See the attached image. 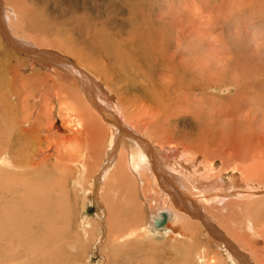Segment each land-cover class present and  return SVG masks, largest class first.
Returning a JSON list of instances; mask_svg holds the SVG:
<instances>
[{
  "label": "bare ground",
  "instance_id": "bare-ground-1",
  "mask_svg": "<svg viewBox=\"0 0 264 264\" xmlns=\"http://www.w3.org/2000/svg\"><path fill=\"white\" fill-rule=\"evenodd\" d=\"M1 5L0 0V260L11 257L13 255V252L10 251L11 246L16 244H18L17 248L19 247V251L21 249L26 251L22 256L23 264H46L52 257L54 248L52 240L55 235L53 227L55 225L54 220L58 219V215L54 205H50L53 204V190L49 189V187L53 186L54 183L50 182L49 178L52 175V168H49L47 162L51 159L49 157L52 156L53 140L55 137H62L64 133L59 132L64 127H68L66 126L68 122H72L70 126L72 124L76 128L73 130V127L71 130L70 127L69 129L73 138L77 141H79L77 137H82L81 135L87 132L84 130L86 127L94 130L95 138L89 141L90 144L87 143L86 145L90 147L87 152L91 151V154L94 153L92 158L95 157L96 163L93 159L95 167L88 168L89 164L87 162L89 161L86 160L87 164L84 162L80 163L78 165L79 169L75 170V172L79 175L82 173V178L84 177L82 180L84 183L87 182L86 186L83 183L78 184L82 200H87L92 195V191H98L99 182L102 188L105 187V190L101 191L103 209L101 208L102 212L98 209L97 214L99 217L105 215L108 220L106 242L111 241L113 235L114 238L112 240L114 241L115 239L117 241V238L122 237V231L124 230L117 228V223L122 218L123 211L119 209L117 212L116 205L118 207V203L122 205L124 203L127 205V209L128 206L133 208L135 200H133V195L129 193L132 191L137 194L136 191L141 190L143 196L148 200V202L145 200L148 205L154 202V207L151 208L154 211V217L150 221L151 226L162 227L167 233H165V238L167 239L165 244L171 247L170 251L172 252L167 259L179 258L177 259L178 261H174V264H196L197 262H193L190 259V256L193 257L195 255L197 257L194 258H199L198 262L200 264H255L252 258L255 261H259L258 263L264 264L263 259H259L264 257L259 253L264 250V241H261L260 238L261 236L264 240V177L248 175L247 171H245L246 169L244 171L241 170V166L246 160L242 156L244 150L237 153V158H233L231 154L224 155L225 149L222 150L210 140H206L202 144H196V140L186 141L188 139L181 138L180 141L177 140L179 133L171 131L168 125V115H165L169 113V110L165 111L164 118H162L163 114L161 111H163V107L160 105L164 104L165 107L168 105L164 101L165 95L163 94L165 93L169 96L172 94L170 91L179 88V80L171 85L169 83L174 79L170 78L167 82L164 81V85L158 86L159 88L156 90L157 98H153L158 105L151 101L149 105L150 109L155 110L156 113L151 112V114H148V111H144L143 105L145 104H141L142 98H140L142 94L140 97L136 95L137 86H131V89L128 90L126 83L120 82L119 85H115L121 95L118 103H116L111 96L113 94L111 93L113 91L111 83L112 81L117 82V76L126 75V71L122 70V64L119 60L123 57H129L125 50L127 46L131 47L135 44V41H133L135 37H132V39L129 38V35V37L124 35L126 39L120 40L118 34H123L120 31L119 33L104 32L105 36L100 37L97 34L96 36L98 37L95 39H93L94 34L89 35L85 38L86 41H83V36V43L86 42L91 45L89 47L85 46L84 49H88L91 54L95 53L96 57L103 62L102 66L96 69V71H104L105 77L100 80L97 75L91 73L89 67L83 65L80 61H74L71 57L70 49L72 53L76 54L74 51L76 39L71 37L72 43L68 39L45 40L46 42H42L40 41V32L44 34V31L47 32V28H34L31 25L33 18L29 16L32 18L29 21V18L26 17L27 15L25 17L26 19L28 18L29 22L25 25V17L18 15L20 12L14 15L13 10L8 8L4 12ZM14 8L17 12V7ZM141 12L137 11L134 14H141ZM144 19L147 21L145 17ZM144 19L141 21L145 22ZM148 24L152 25V22L150 23L149 21ZM154 28L156 27L154 26ZM103 29L105 30V28ZM160 31L158 30L157 32L160 33ZM165 32L166 30H164ZM109 33L111 34L109 35ZM43 34L42 36H44ZM158 34L156 33V38H158ZM138 35L136 36L138 37ZM165 35L169 36L168 32ZM45 37L47 38L48 36L45 35ZM176 37H178V34ZM159 38L158 40H160ZM147 39L145 41H148ZM108 41L111 43L110 45H108ZM157 41L156 43H158ZM166 41L164 46L167 47L166 43L169 41ZM179 42L181 41L179 40ZM46 45H49L54 50L44 49L43 47H47ZM75 48L80 52H86L79 47ZM139 49L138 51L140 52L141 50ZM111 60L114 62H111ZM116 70L120 73H117ZM124 81L126 82L125 79ZM154 86L156 87V85ZM142 91L145 92V90ZM177 92L179 93L180 90L178 91L177 89ZM123 93H125L124 95L128 93V95L123 96ZM132 94H134L133 97H131ZM41 97H44L43 102L49 98L54 100L55 97L57 101L64 102L65 109L63 108L64 112L59 111L58 124L54 120L53 123L47 124L46 127L44 126L43 117L37 110ZM138 121L145 125L139 126L137 124ZM86 124L90 126H86ZM159 130L162 133L165 132L166 135H159ZM143 132L158 147L157 150L156 148L153 150V156H156V151H158V156H156L155 161L153 160V163L149 162L152 158L148 160L149 154L147 155L146 150L141 147V145H144L141 144L143 139L140 138V140L137 138L138 136L134 137L135 134H143ZM154 132H157L159 136H156ZM200 132L202 131L200 130ZM245 137L249 138L252 136L246 134ZM261 137L259 136L257 139L260 140L262 139ZM31 143L32 146L29 147ZM242 144L246 146L245 143ZM150 145L152 144L150 143ZM211 147L214 149L210 150ZM249 147L250 145L248 144L247 149ZM27 148L30 150L27 151ZM159 153L161 154L160 156ZM216 157L222 158L224 165H218L217 161H215ZM84 158L87 159V156L82 159ZM240 159L243 161L238 163L240 164L238 165L237 160ZM231 162H234V167L230 165ZM53 168L54 170L57 169L55 165ZM61 170L64 169L62 168ZM16 171H19V174L15 173ZM234 171H241L242 180H239L240 176L237 177ZM225 174H227L228 178H224ZM226 185L229 186V191L227 192L225 189ZM220 193L225 196L220 198ZM222 200L224 201L222 202ZM216 203H221V207L218 208H236L235 212H237L239 225L242 228L238 227L241 232L235 233V235L232 231L236 225L233 224L234 227L231 223L234 228H232V231L227 230L229 233L232 232L231 235L227 233L231 238L234 235L232 240L226 238L224 236L226 233L224 234L223 232L222 234L220 232L222 227L218 229L214 223L216 221L211 210L214 209L212 204L215 205ZM103 212L105 213L103 214ZM161 212H164L163 214L166 217V225L157 226L154 222L161 220ZM43 213L46 216H52L54 220L49 223V220H45V217H43ZM215 216H218V214ZM48 218L46 217V219ZM235 218L237 217L235 216ZM145 221L144 223H147ZM144 223L139 224V231L142 234L147 232L145 230H147L148 224L145 225ZM172 223L176 227L171 226ZM196 233L205 235L207 244L217 249L210 246L201 249L202 245L200 246V244L198 247L195 239L199 236ZM134 234L135 229L132 228L128 235ZM28 238L33 241H25ZM14 240H17L18 243L14 244ZM234 240L239 245V248L232 242ZM174 245H176V248H174ZM220 247L227 255L220 251ZM228 255H233L234 257V260L230 263L226 260V257H229ZM28 256L32 258L31 261H28ZM194 258L192 259L194 260ZM185 259H188V261L186 262Z\"/></svg>",
  "mask_w": 264,
  "mask_h": 264
},
{
  "label": "rangeland",
  "instance_id": "rangeland-1",
  "mask_svg": "<svg viewBox=\"0 0 264 264\" xmlns=\"http://www.w3.org/2000/svg\"><path fill=\"white\" fill-rule=\"evenodd\" d=\"M12 2L11 0H1V6L4 12L6 8L13 10L14 15L20 12L18 15L21 17L27 15L26 17L29 18V21L33 18V21H31L33 23L31 25L34 28H47L46 30L48 33L46 31H44V34L40 32L41 36L42 34L44 35L42 37L40 36V41H55V39H68L71 41V37L76 39L75 47H79L86 52H80L74 47L76 54L72 53L70 49L71 57L74 61H80L83 65L89 67L91 73L97 75L100 80H103L105 77L104 71H96V69L101 67L103 62L96 57L97 55L95 53H93L95 54L93 55L88 49H84L85 46H91L86 42L83 43V41H86L85 38L94 34L93 39H95L98 36H103L106 32L119 33V31L123 33L118 34L120 40L126 39L124 35L126 37L130 36L129 38L135 37L133 40L135 44L131 47L127 46L125 50L129 57H123L119 60L122 64V70L126 71V75L117 76V82L115 83L112 81L111 83V86H113V91L111 93L113 94H110L115 102L118 103L121 97L115 85H119L120 82L126 83L128 90L131 89V86H137L136 95L140 97L142 94L140 97L142 98L141 104L146 105H143V109L145 108L144 111H148V114H151V112L156 113L155 110L150 109L149 105L151 102L158 105L153 99L154 97L157 98V88L162 84L164 85L170 78L175 80L169 83L171 85L179 80L180 89H177L178 91L180 90V92L178 93L177 89L170 91L173 95L170 94L169 96L164 93V101L168 105H166V107L164 104L160 105L163 107V111H161L163 114L162 118H164V114L167 110H169V113H173L172 115L169 113L165 115H168V125L171 131L175 133L177 131L179 133L177 140L180 141V138L188 139L186 141L196 140V144H202L204 141L210 140L222 150L225 149L224 155L231 154L233 158H237V153L244 150L242 156L246 160H244L245 163L241 166V170L244 171L246 169L245 171H247L248 175H260V177H264V0H13ZM14 7H17V12L14 10ZM137 11L142 12L141 14H134ZM26 17L24 19V21H26L24 23L25 25L29 22ZM144 17L147 21H145ZM136 18L140 19L138 20ZM142 19H144L145 22L141 21ZM149 21L150 23L152 22V25L148 24ZM154 26L156 28H154ZM158 26L160 27L158 28ZM161 26L164 28H161ZM102 27L105 28V30ZM152 28L157 31L161 29L162 32L160 31L159 33ZM164 30H166L165 33L168 32L169 36L165 35ZM156 33L162 34H158L160 40L156 38ZM97 34L98 36H96ZM110 34L111 33H109V35ZM177 34L178 37H176ZM45 35L48 37L46 38ZM136 35H138V37ZM83 36L84 40L82 41ZM145 37L148 38V41H145ZM179 40L181 42H179ZM156 41L158 43H156ZM165 41L167 42V47L164 46ZM110 44L111 43L108 41V45ZM137 44L140 46L138 47ZM46 46L47 47L43 48L47 50L53 49L49 47V45ZM168 47L171 48L169 49ZM138 49L141 51L139 52ZM136 56H138V59ZM111 62L114 61L111 60ZM116 72L120 73L117 70ZM144 77L146 78L144 79ZM149 82L151 85H148ZM154 85H156V87ZM142 90H145V92ZM124 94L125 93H123V96L128 95V93L126 95ZM133 96L134 94L131 95V97ZM43 98L44 97L40 98L37 110L38 113H41L44 126L46 127L47 124L53 123L54 120L56 122L60 118L58 115L61 111L64 112L63 108L65 109V104L62 101H57L56 97L54 100H50L49 98L44 102ZM236 120L238 122H234ZM70 123L72 122H68L66 124L68 127L63 128L66 133L63 129L59 132L64 133L63 136L61 135L63 138L55 137L53 140L52 156L49 157L51 159L47 162L49 168H52V175L49 178L50 182L55 184V186L53 184V186L49 187L54 193H52L53 204L50 205H54L59 220L57 218L54 220L49 214V216H46L43 213L45 220H49V223L54 220L55 224L53 227L55 235L52 240L54 246L53 254L48 261L46 260V264H174V261H178L177 259L179 258H172L173 260L167 259V257L172 254L170 251L171 247L165 244L167 242L165 238L167 233L162 227L157 228L154 225L151 226L150 221L151 218L154 217V211L151 208L154 207V202L148 205L145 202L146 198L143 196L141 190H137V194L132 191L129 193L133 195V200H135L133 208L128 206L127 209V205L124 203L123 205L118 203V207L116 205L117 212L119 209L123 211V216L117 223V228L124 229L125 231H122V237L117 238V241H115V239L114 241L112 240L114 238L113 235L111 241L106 242L108 235V220L105 215L104 218V216L99 217L97 214L99 210L102 212L103 209L101 191H104L105 187L102 188L99 182L97 187L98 191H92V195L89 196L87 200H82L78 184L83 183L86 186L87 182L84 183L82 180L84 178H82V173L79 175L75 172V170L79 169L78 165L83 162L86 163L89 161L87 162L89 164L88 168L95 167L94 164L96 160L95 157L92 158L94 153L91 154V151L87 152V149L90 147L86 145L87 143L90 144L89 141L95 138L94 130L86 127L84 130L87 132L83 133L81 135L82 137H77L79 139V141H77L73 138L72 132H70L69 129L71 127L72 130L74 127V130L76 127L72 126V124L70 126ZM137 124L139 126L145 125L140 121H138ZM86 126L90 125L86 124ZM200 130L202 132L204 131L206 134L200 132ZM159 132V135H166V133H162L161 130H159ZM154 134L159 136L157 132H154ZM246 134L252 137L246 138ZM259 136H262V139L258 140L257 138H259ZM134 137L143 139L140 140L141 144L144 145H140L146 150L147 155L149 154L148 160L152 158L149 162L153 163L156 156H158V151H156V156H153L154 148H156V150L158 148L155 146L157 144L149 139L144 132L143 134H135ZM189 138L191 139L189 140ZM150 143L152 145H150ZM242 143H245L246 146L244 145V147ZM248 144L250 147L247 149ZM30 146H32V143L29 147ZM213 149V147L210 148V150ZM29 150L30 149L27 148V151ZM160 153L159 156L162 154ZM58 155L60 156L57 157ZM84 156H87V159H82ZM93 159L95 163H93ZM215 161H217L216 163L218 165H224L222 158L216 157ZM241 161L243 160H237V164L242 163ZM54 165L57 168L56 170L53 168ZM71 165L72 169L70 168ZM230 165L234 167V162H231ZM59 166L61 167L59 168ZM62 168L64 170H61ZM19 171L15 173L19 174ZM234 172L237 177L240 176L239 180H242L241 171ZM225 176L224 178H228L227 174H225ZM225 189L226 192L229 191V186L226 185ZM95 193L97 194L95 195ZM221 196L224 197L225 195L220 193V198ZM224 200H222V202ZM146 201L148 202V200ZM221 203L212 204L214 209L216 207L215 211L214 209L211 210L216 221L214 223L218 229L221 227L223 228H221L220 232L222 234L223 232L224 234L226 233L224 235L226 238L232 240L234 235L231 238L229 234L231 235L232 232H234V234L240 233L241 229L239 228L242 227L239 225V218L237 212H235L236 208L229 207L230 210L218 208L221 207ZM59 209L63 210L61 211ZM109 211L111 212V210ZM128 211L131 212L129 213ZM220 212L221 214H219ZM104 213L105 212H103V214ZM163 213L164 212H161V215H163ZM217 214L219 217L215 216ZM235 216L237 218H235ZM46 217L49 218L46 219ZM144 221L147 223H144ZM140 223H144L145 225L148 224L147 230H145V232L147 231L146 233L142 234V232L139 231ZM223 223L226 225L224 226ZM231 223L232 226L236 225L233 231L232 228L234 227L231 226ZM171 226L176 227L173 223ZM132 228L135 229V234L128 235ZM227 230L232 232L229 233ZM196 235L199 236L195 239L198 247L199 244L200 246L202 245L201 249L210 246V244H207V239L205 240V235H202V233H196ZM260 238L261 241H264L261 236ZM25 241L32 242L33 240L28 238ZM232 242L234 244L237 243L235 240ZM13 243L16 244L18 241L14 240ZM17 246L18 244L11 246L10 251L13 252V255H9L11 257H7L5 260H0V264H23L22 256L26 251L23 249L19 251V247L17 248ZM236 246L239 248L238 244H236ZM174 248H176V245H174ZM214 249L217 248L215 247ZM220 251L226 254L221 247ZM261 252H259L260 255L264 256V250ZM228 256L230 258L226 257V260L230 263L234 260V257L233 255ZM194 257L197 256H190L191 261L200 264L198 262L199 258L197 259ZM192 258H194V260ZM259 259H263L262 261H264V257ZM31 260L32 258L28 256V261ZM168 260L170 261L168 262ZM185 260L186 262L188 261V259ZM252 260H254L255 264H261L258 263L259 261H255L254 258H252Z\"/></svg>",
  "mask_w": 264,
  "mask_h": 264
},
{
  "label": "water",
  "instance_id": "water-1",
  "mask_svg": "<svg viewBox=\"0 0 264 264\" xmlns=\"http://www.w3.org/2000/svg\"><path fill=\"white\" fill-rule=\"evenodd\" d=\"M55 123L58 124V120ZM165 220H166V217L163 214L162 217H161V220L160 221L156 220L155 223H156L157 226H162L165 223Z\"/></svg>",
  "mask_w": 264,
  "mask_h": 264
}]
</instances>
